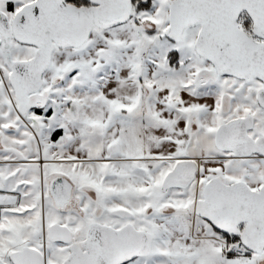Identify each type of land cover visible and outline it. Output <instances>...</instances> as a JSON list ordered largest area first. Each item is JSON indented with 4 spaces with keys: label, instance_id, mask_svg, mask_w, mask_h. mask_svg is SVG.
Returning <instances> with one entry per match:
<instances>
[{
    "label": "snow or ice",
    "instance_id": "1",
    "mask_svg": "<svg viewBox=\"0 0 264 264\" xmlns=\"http://www.w3.org/2000/svg\"><path fill=\"white\" fill-rule=\"evenodd\" d=\"M0 264H264V0H0Z\"/></svg>",
    "mask_w": 264,
    "mask_h": 264
}]
</instances>
